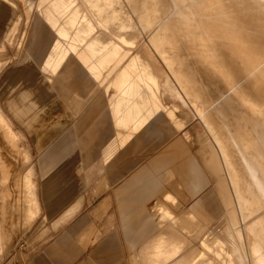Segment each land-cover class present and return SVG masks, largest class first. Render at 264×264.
Masks as SVG:
<instances>
[{"label":"rangeland","instance_id":"1","mask_svg":"<svg viewBox=\"0 0 264 264\" xmlns=\"http://www.w3.org/2000/svg\"><path fill=\"white\" fill-rule=\"evenodd\" d=\"M163 4L166 7L168 0H163ZM78 6H82L81 12L77 11ZM50 7L55 8L58 16L52 29L49 27L52 21L48 12ZM124 14L128 15L126 19H122ZM143 27L144 33L133 37L134 40L124 36L135 34ZM153 30H147V21L139 20L137 11L127 6L108 18L84 0H0V75L3 73L0 93L6 99L11 116L28 130H17L0 106V130H3L0 131V160L2 176L7 181L2 184L3 191L15 188L16 192L30 193L28 180H32L34 192L31 194L36 197L37 204L36 210L30 212L31 218L37 217L32 225L41 220L38 191L43 190L48 197L51 175L56 174L63 193L58 215L82 208L75 217L90 211V222L98 227L97 232L90 233L92 228L86 226L87 223L83 226L88 227L86 232L90 235V240L85 241L84 252L90 253L96 236L99 235V239L109 234L113 227L99 226L114 214V208L109 205L106 212L98 216L96 210L102 207L101 201L107 193L100 197L97 194L104 193L115 177L131 170L135 163L138 166L147 164L151 154L171 157L172 173L163 182L158 193L160 197L166 189L171 190L184 207L189 208L196 199L208 194H213L215 201H219L217 187L224 205V186L217 179L211 160L209 145L213 139L208 138L205 124L186 90L175 85L173 70L151 38ZM172 55L175 70L185 73L204 102L211 106L213 116L222 123L225 121V131H234L237 137L247 123L243 118L248 115L240 103L193 56L179 50H173ZM153 71L158 74L159 85L148 93L143 85L145 81L156 80ZM255 130H264L262 121L255 125ZM181 139L183 147L179 143ZM2 150L9 152L13 164ZM56 155H60L61 160L58 171L52 160ZM190 156L197 158L209 180L208 184L202 182V190L197 194L189 189ZM41 163L44 189L43 185L37 184L43 176ZM14 174L20 177L16 184H9L8 176ZM173 181L177 182L179 192ZM156 198L147 202H156ZM20 202H26L27 208H32L31 201ZM20 202L18 199L13 201L15 221L22 211L15 208ZM262 209L264 206L249 220L253 219L254 223L263 220ZM20 213V222L15 223L16 238H23L25 229L30 226V223H23V213ZM185 214L176 211L175 215ZM223 214L222 208L216 209L210 226L205 228L209 230L207 237L199 233L196 237L201 236L202 242H206L216 233L222 234ZM45 218L50 225L51 219ZM243 222V225L247 223ZM220 224L222 230L218 228ZM4 225L8 227V223ZM172 225L174 232L177 228L176 233H183L181 223ZM52 228L57 231L48 230L42 238L58 237L61 227ZM247 228L248 237L257 234L254 225L248 224ZM0 238L3 239L1 231ZM220 246L222 249V244ZM235 250L233 246L218 250L207 256L203 264H252L247 260L240 261Z\"/></svg>","mask_w":264,"mask_h":264},{"label":"bare ground","instance_id":"2","mask_svg":"<svg viewBox=\"0 0 264 264\" xmlns=\"http://www.w3.org/2000/svg\"><path fill=\"white\" fill-rule=\"evenodd\" d=\"M84 1L95 9H100L108 18L119 14L121 8L127 6L137 11L139 20L147 21V30L154 29L151 32L152 40L160 49L164 61L173 70L175 85L186 90L205 124L208 138L213 139V143L209 145L212 150L211 160L215 166L217 179L219 182L221 180L224 186L223 235L216 233L215 237L202 242L203 246L199 247L194 242L193 232L201 231L207 237L208 227L206 230L199 228L201 220L196 217L198 221L194 215L190 216V220L181 221L183 233H176V228L174 235L179 237L182 245L185 244L183 253L187 261L190 259L191 264H199L202 260L203 264L207 256L233 246L240 261L264 264V219L256 223L253 219L249 220L253 213H257L264 206V130H255L257 123L262 121L264 124V0H168L166 7L163 0ZM80 7L82 6H78V12L82 10ZM48 12L52 15L49 26L52 29L58 21V16L55 8H48ZM127 16L124 14L122 19H126ZM145 27L137 30L135 34L124 36L131 39L141 36ZM173 50L185 51L193 56L224 84L246 111L248 115L243 119H246L247 123L239 130L238 138L234 131H225V121L222 123L213 116L211 106L204 102L201 93L195 90L185 73L175 70ZM151 65L153 70L154 66ZM153 72L156 80L145 81L143 85L148 93L159 85L158 74ZM28 186L31 192V184ZM34 200L35 197L30 200L32 213L37 207ZM16 205L15 208L19 210L22 208L21 204ZM263 212L264 210L261 213ZM242 220L247 223L243 222L245 223L243 225ZM248 224L256 227L255 236L246 235ZM196 227L199 229L196 230ZM218 228L221 229V224ZM218 228L215 230L218 231ZM178 246L176 244V247L171 246L164 250L174 254L180 250ZM164 250L159 248L158 252L165 253Z\"/></svg>","mask_w":264,"mask_h":264},{"label":"crops","instance_id":"3","mask_svg":"<svg viewBox=\"0 0 264 264\" xmlns=\"http://www.w3.org/2000/svg\"><path fill=\"white\" fill-rule=\"evenodd\" d=\"M2 75L3 73L0 75V78ZM1 96L0 93V106L10 117L15 128L23 132L28 131L25 126L11 116L6 99ZM179 143L183 147L182 139ZM183 150H185V147ZM3 154L12 163L9 152L3 151ZM52 160L56 165L55 170L58 171L57 167L61 161L60 155H56ZM169 160L171 161L170 156H154L151 154L147 160V164L138 166L139 164L135 163L133 165L135 169L132 168L115 177L116 180L113 181L104 193L97 194V197H100L102 194L105 195L107 193L101 201L102 210L101 208L99 211L96 210L98 216L101 217L109 205H112L114 208V214L107 215V222L104 225L99 224V226L105 228L113 227L109 234L101 236L99 239V235L96 236L97 240L93 242L90 253L83 251V248L87 247L84 245L85 241L90 240V235L86 231L89 227L90 229L92 228L90 233L97 232V225L90 222V215H92L90 211L82 217H75L82 208L71 213L58 215L59 202L62 200L61 196L63 193L60 187L61 182L56 174L54 176L51 175V192L48 197L43 190L41 192L38 191V198L42 208L40 213L41 220L31 225V222L37 217L31 218V209L27 208L26 202H20L23 223H30L31 227L29 226L26 228L27 230L25 229L23 238L21 236H19L20 238H16V235H14L16 224L17 221H20L19 214L17 216L18 220L15 221L16 216L13 214L15 211L13 201L16 199L19 201H30L33 197L31 193L34 192L33 182L32 180H28V184H31L30 193L16 192L15 188L11 191H3L4 186L2 184L7 181L6 177L2 176L3 168L0 160V223L2 222L1 224L4 226L2 229L0 228L3 234V239L0 238V242L2 243L0 264H160L161 262V264H191L190 259L187 261V258L184 256L185 253H183L185 244L182 245L178 239L179 237L175 236L176 233L173 231L172 224L176 225L177 223H181V221L190 220V216L194 215L195 218L198 217L201 220L199 221L196 218L199 221V228L205 229L207 226H210L214 219L215 210L218 208L224 210L223 200L218 194L217 187L215 190L220 197L219 201H215L213 194H208L196 199L189 208L187 206L184 207V203L171 190L166 189L163 192V197H160L158 195L160 188H162L163 182L172 173V169L169 167ZM189 162L192 174L189 189L193 194H197L202 190V182L208 184L209 180L207 174L202 171L197 158L190 156ZM41 167L43 170L42 163ZM8 177L9 184H16L20 176L18 177L14 174ZM172 183L174 186L177 182L173 181ZM37 184L43 185V189L45 188L44 170L43 176H41L39 182L37 181ZM174 187L179 192V186L175 185ZM154 196L157 197L156 202L148 203L147 201L153 199ZM97 197L93 199H97ZM5 200L8 202H4ZM175 200H177V204ZM43 209L46 210L43 211ZM176 211L186 212V214L176 217ZM45 217L51 219L50 225L46 223ZM73 217L75 218L72 219ZM181 217L183 218L181 219ZM6 223H8V227L4 225ZM85 224L88 227H83ZM51 226L55 228L61 227L59 230V233H61H58V237L51 240H48L47 236L42 238L48 230L51 232L57 231ZM169 226H171V231L168 228ZM197 228L196 230L199 229ZM202 233L200 231L199 235H205ZM169 234H172V236L170 235V237ZM194 234L193 237L198 235L197 232H194ZM201 236L200 238H194V242L199 247L203 246ZM176 244L179 245L177 248L180 250L175 251L174 254H169L167 250H164L171 246L176 247ZM159 248H163L165 253H159ZM173 255L177 258H174ZM200 263L202 264V260Z\"/></svg>","mask_w":264,"mask_h":264}]
</instances>
